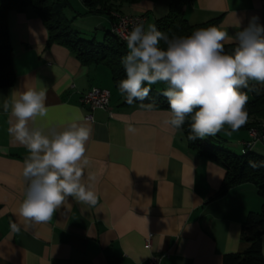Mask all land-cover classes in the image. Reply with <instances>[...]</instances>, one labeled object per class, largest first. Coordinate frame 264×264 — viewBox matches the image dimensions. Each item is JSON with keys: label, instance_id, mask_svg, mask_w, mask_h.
Wrapping results in <instances>:
<instances>
[{"label": "crops", "instance_id": "0c3cea01", "mask_svg": "<svg viewBox=\"0 0 264 264\" xmlns=\"http://www.w3.org/2000/svg\"><path fill=\"white\" fill-rule=\"evenodd\" d=\"M170 3L141 0L120 9L145 14L146 27L166 16ZM185 14L192 25L218 19L217 26L234 35L238 21L244 27L252 16L264 25V0H192ZM107 21L110 29L109 15ZM8 28L15 82L0 87V264H138L164 252L169 253L165 264H223L226 253L250 246L241 238V227L250 212L263 206L253 183L236 185L218 197L224 167L190 148L182 129L165 123L171 110L127 104L108 66L84 64L66 46L48 44V29L32 7L10 10ZM29 87L46 92L48 113L29 121L31 129L51 137L71 123L91 125L82 182L91 184L98 202L89 206L69 197L49 222L25 228L19 206L29 152L9 133L14 118L11 110L4 113L3 102L13 90ZM93 87L109 89L110 103L86 120L91 110L81 97ZM246 124L239 135L222 129L225 137L219 132L208 137L240 153L249 138ZM253 150L264 155V144ZM261 242L264 255V235Z\"/></svg>", "mask_w": 264, "mask_h": 264}, {"label": "clouds", "instance_id": "9594fccd", "mask_svg": "<svg viewBox=\"0 0 264 264\" xmlns=\"http://www.w3.org/2000/svg\"><path fill=\"white\" fill-rule=\"evenodd\" d=\"M235 27L234 35L223 25H213L170 37L154 23H136L123 37L128 51L121 59L126 78L118 83L119 94L129 105L139 101L140 107L151 109L153 105L144 101L151 86L163 82L167 87L161 95L168 98L171 110L165 123L181 129L191 115L189 140L214 136L226 124L239 130L248 121V95L241 89L259 94L256 85L264 86V25L252 16L246 26L238 21ZM228 43L235 45L231 51L225 49ZM46 99L45 91L29 87L13 90L10 100L3 102L4 113L11 110L14 118L9 120V133L29 152L22 170L26 192L19 206L25 228L49 222L69 197L89 206L98 202L91 184L82 182L91 125L71 123L51 137L31 129L29 121L47 116ZM249 165L264 167V160H250ZM12 227L20 230L17 224Z\"/></svg>", "mask_w": 264, "mask_h": 264}, {"label": "trees", "instance_id": "16d2710c", "mask_svg": "<svg viewBox=\"0 0 264 264\" xmlns=\"http://www.w3.org/2000/svg\"><path fill=\"white\" fill-rule=\"evenodd\" d=\"M141 0H82L89 14L109 15L112 22L115 13H124L120 7L125 3H136ZM169 13L157 19V28L170 37L173 35H190L197 28H207L218 24V19L200 24H190L185 14V8L192 0H170ZM70 5L69 0H0V87L10 86L15 82V73L12 65V45L8 28V12L12 9L32 7L42 18L49 32L48 44L59 43L66 46L84 64L102 63L108 66L112 73V79L116 88L120 80L126 78V73L121 59L127 53L126 42L115 36L111 28L106 31L103 41L96 38H87L73 25L65 13V8ZM234 44H225L226 51H231ZM255 83V82H250ZM147 86V85H145ZM259 94L249 92L247 89L248 102L245 110L248 113L247 129L264 119V88ZM165 90V89H164ZM162 91L151 88V92L145 104L151 103L154 108L170 109L168 98L161 95ZM136 103H139L137 101ZM191 115L187 116L181 129L187 137L190 148L201 155L219 162L225 169V177L217 192V196H223L232 187L242 183H253L263 199L260 212H250L241 227V238L250 243L244 252L226 253L223 264H264L262 252V236L264 235V167L253 169L249 161H262L264 155L253 149L245 153H236L227 149L221 143H212L207 136L204 139H188L191 133Z\"/></svg>", "mask_w": 264, "mask_h": 264}, {"label": "built area", "instance_id": "2783aa9c", "mask_svg": "<svg viewBox=\"0 0 264 264\" xmlns=\"http://www.w3.org/2000/svg\"><path fill=\"white\" fill-rule=\"evenodd\" d=\"M115 18L112 22L111 31L121 41L124 36L131 31L132 27L143 21L146 24L147 17L145 14H127L115 13ZM111 91L107 88L93 87L82 94V102L91 110L86 116V120H93L92 112L97 109H106L109 106ZM249 138L244 140L241 144V152L245 153L253 149L256 144H264V119L260 120L257 124L248 127ZM152 243V234L146 238V246L150 247ZM169 256L168 252L161 254H151L150 257L142 263L138 264H165V259Z\"/></svg>", "mask_w": 264, "mask_h": 264}, {"label": "rangeland", "instance_id": "374dc122", "mask_svg": "<svg viewBox=\"0 0 264 264\" xmlns=\"http://www.w3.org/2000/svg\"><path fill=\"white\" fill-rule=\"evenodd\" d=\"M70 5L65 8V13L68 18H70L73 22V25L77 27L83 34V36L87 38H96L98 41H103L106 31L109 29L107 25V15L101 14H89L85 13V7L81 0H69ZM163 82H158L155 85H152L151 88L162 91L163 87L161 86ZM112 93L114 94V89L110 88ZM227 130L231 135L236 136L239 135V131H232L230 126L227 124L222 128ZM226 132V131H225ZM221 137H225L226 135L219 132ZM220 140V139H219ZM212 143H217L215 140H210ZM223 141V140H222ZM232 151V150H231ZM234 152V151H233ZM259 152V151H257Z\"/></svg>", "mask_w": 264, "mask_h": 264}]
</instances>
